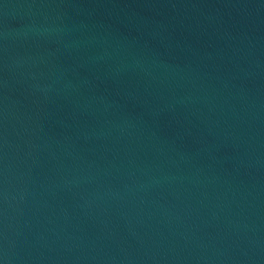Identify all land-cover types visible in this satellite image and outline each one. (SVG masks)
Segmentation results:
<instances>
[{
  "label": "water",
  "instance_id": "obj_1",
  "mask_svg": "<svg viewBox=\"0 0 264 264\" xmlns=\"http://www.w3.org/2000/svg\"><path fill=\"white\" fill-rule=\"evenodd\" d=\"M0 264H264V0H0Z\"/></svg>",
  "mask_w": 264,
  "mask_h": 264
}]
</instances>
